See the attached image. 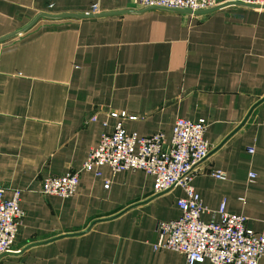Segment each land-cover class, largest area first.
<instances>
[{
	"label": "crops",
	"instance_id": "crops-1",
	"mask_svg": "<svg viewBox=\"0 0 264 264\" xmlns=\"http://www.w3.org/2000/svg\"><path fill=\"white\" fill-rule=\"evenodd\" d=\"M40 12L93 15L40 18L0 42V184L6 199L21 191L24 213L0 264H187L182 253L152 246L157 223L181 213L180 186L154 193L143 170L101 164L99 175L80 171L68 198L40 192L44 178L81 169L117 121L109 111L136 117L123 119L127 132L161 131L166 141L177 117L203 118L210 150L192 179L202 218H217L224 201L264 234V8L194 13L134 0H0V37ZM215 169L225 179L209 173Z\"/></svg>",
	"mask_w": 264,
	"mask_h": 264
},
{
	"label": "built area",
	"instance_id": "built-area-1",
	"mask_svg": "<svg viewBox=\"0 0 264 264\" xmlns=\"http://www.w3.org/2000/svg\"><path fill=\"white\" fill-rule=\"evenodd\" d=\"M228 2H241L264 7V0H134L139 8L165 7L173 9L205 10ZM96 114L90 120L96 119ZM117 119L111 131L104 130L96 145L89 149L80 170L43 179L40 192L62 198L72 196L77 188L80 171H94L107 164L113 172L141 169L154 177V193H162L174 186L182 187L184 196L177 200L179 217L159 221L156 225L158 240L153 249H170L185 256L187 264H258L264 255V234L246 226V216L229 213L222 201L216 209L217 218L205 220V211L192 179L195 166L209 153L210 144L204 137L207 126L203 118L191 120L177 117L169 141L163 132L139 136L127 132L123 119H136L124 111H109ZM106 121L103 126H106ZM252 152V149H249ZM217 179H225L222 170L209 172ZM254 177L253 173L249 174ZM108 183L105 184V187ZM5 187L0 184V255L9 252L21 225L19 189H13L10 198L3 197ZM242 199V198H241ZM264 202V201H263Z\"/></svg>",
	"mask_w": 264,
	"mask_h": 264
},
{
	"label": "water",
	"instance_id": "water-1",
	"mask_svg": "<svg viewBox=\"0 0 264 264\" xmlns=\"http://www.w3.org/2000/svg\"><path fill=\"white\" fill-rule=\"evenodd\" d=\"M232 4H239V5H245L248 7H257L255 5L247 4V3H241V2H228L224 3L221 5H218L216 7L210 8V9H205V10H197L194 11V13H207V12H212L217 9H220L222 7L232 5ZM167 9V10H173V11H184V12H191L189 10H182V9H173V8H165V7H150L147 9ZM264 8V7H263ZM131 11L130 9H125V10H120V11H113V12H104V13H98L96 15H113V14H119V13H124ZM87 15H93L92 13H74V12H67V13H46V12H40L37 15H35L27 24H25L23 27L8 33L6 35H3L0 37V42L5 41L7 39H10L18 34H21L22 32L28 30L32 25L35 24L36 21H38L40 18H49V19H62V18H67V17H86ZM95 15V14H94Z\"/></svg>",
	"mask_w": 264,
	"mask_h": 264
}]
</instances>
